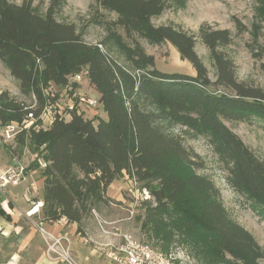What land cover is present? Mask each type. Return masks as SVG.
Segmentation results:
<instances>
[{"label":"trees","instance_id":"trees-1","mask_svg":"<svg viewBox=\"0 0 264 264\" xmlns=\"http://www.w3.org/2000/svg\"><path fill=\"white\" fill-rule=\"evenodd\" d=\"M96 1L116 15L99 43L84 40L83 26L56 19L66 0H48L43 13L34 10L32 0H0V61L19 91L32 98L27 104L0 91V126H20L14 148H4L20 156L29 144L43 158L42 219L64 217L79 232L91 209L107 201V186L126 174L149 192L137 220L147 241L160 250L181 246L197 264H264V245L225 208L212 178L198 173L202 157L167 128L174 123L204 136L231 186L250 205L264 207V160L225 124L264 122V88L237 80L233 60L219 49L231 42L230 31L206 22L195 32L151 22L188 0ZM256 1L264 7V0ZM233 19L237 32L247 30ZM137 36L155 45L170 43L195 74L156 69L154 56L145 53ZM197 38L212 57L214 81L195 51ZM114 47L125 64L112 55ZM82 68L106 119L86 118L73 107L68 118L55 114L47 127L37 128L49 84L64 87ZM26 120L32 122L24 128Z\"/></svg>","mask_w":264,"mask_h":264},{"label":"rangeland","instance_id":"rangeland-1","mask_svg":"<svg viewBox=\"0 0 264 264\" xmlns=\"http://www.w3.org/2000/svg\"><path fill=\"white\" fill-rule=\"evenodd\" d=\"M10 1L21 3L23 0ZM47 5L48 0H32V6L38 13H43ZM55 17L60 21L75 22L83 26L85 31L84 40L90 43H99L107 37L108 23L115 19L116 15L114 12H109L101 7L96 0H66V3ZM234 17L246 26V31L237 32ZM151 22L154 25L172 22L192 32H195L204 22L213 25L215 28L228 29L231 33V42L225 46H220L219 49L226 52L233 60L237 80L264 88V7L256 0H188L186 5L180 9H167L160 15L153 16ZM116 31L122 37L124 36L120 29L117 28ZM123 39L127 42L124 37ZM137 40L145 53L154 56V67L156 69L169 73L195 74L192 65L187 60L181 59L175 47L170 43L163 42L155 45L140 36H137ZM195 51L206 66L208 77L211 81H214L216 79V69L212 57L208 49L198 38L195 43ZM111 53L121 63H124V58L118 53L116 47L111 50ZM73 75L69 76V82L64 87L53 84H49L47 87L46 94L49 99L47 107L53 103L56 104L50 108L51 116L59 111L63 117L67 118L65 115L69 114L68 110L71 105L79 111L81 108H87L86 105L79 101L81 96H91V91H88V83L85 80L87 76L81 81L76 82L72 80ZM79 88L81 91L78 90ZM211 88L215 87L211 86ZM218 89L221 88L219 87ZM1 90L8 91L19 101L27 104L32 102L31 97H27L19 91L18 81L10 75L8 69L0 61ZM92 97L96 98L94 94ZM92 109L99 112L100 105ZM28 123L29 120H26V124ZM225 124L240 137L246 146L264 160L263 121L259 119L250 123L225 121ZM1 127L0 141L4 152L10 156L11 152L6 151L4 145H11L14 148V137H6ZM39 127H46L42 120L37 128ZM167 128L179 135L187 147H191L202 157L204 168L198 170V173L206 174L212 178L220 190L225 208L258 244L264 245V207L250 205V201L231 186L227 171L219 160L218 154L204 136L197 135L187 127L174 123H167ZM19 130L20 126L17 127L16 132ZM13 154L16 159L11 166L22 167L23 172L30 167V164H33L34 160L37 161V164L40 162V165H43V158L38 155V149L33 148L32 145L28 144L24 147L20 156H18L17 151H14ZM6 169L7 167L3 171ZM6 191H8L7 188H5ZM1 196L4 197L3 194ZM104 196L107 198V201L99 204L97 207H93L90 214L84 218L79 231L80 235L90 234L97 241H104L105 234L99 226V221L106 231L118 234L128 233L137 239L147 241L145 234L139 228L140 222L137 220L138 216L143 215L144 207L141 201L135 205L136 198L130 191L128 177L126 176V178L120 180L114 187L108 188V191L104 192ZM130 210L133 211L130 212ZM94 213H96L97 217H95ZM27 219L32 225L36 226L37 222L42 220L41 210L39 214H35V217ZM42 227L44 228L43 225ZM108 236L111 242H117L119 239L118 236H113L112 234ZM147 242L155 246L152 241L149 240ZM155 247L159 248L158 245ZM169 251L178 252L185 264H197L195 260L187 255L185 249L181 246L178 247L174 244L165 252Z\"/></svg>","mask_w":264,"mask_h":264},{"label":"crops","instance_id":"crops-1","mask_svg":"<svg viewBox=\"0 0 264 264\" xmlns=\"http://www.w3.org/2000/svg\"><path fill=\"white\" fill-rule=\"evenodd\" d=\"M85 80L88 83V91H91V93H87H90L91 96L94 94L98 98V94L90 87L87 77ZM78 90L81 91L80 88ZM76 111L82 113L86 118L98 116L106 119V113L101 106L99 112L88 107ZM65 116L68 118V114ZM15 159L16 157L9 156L4 152L0 141V171L13 165ZM41 168L40 162L38 166H30L23 172V179L20 182L6 185L5 188L8 190L6 199L0 195V264H103L106 258L99 243L109 241L110 237H104V241H97L94 236L85 234L93 241L83 243L79 239L80 232L77 231L76 224L67 222L64 217L55 221L45 220L43 226L46 232L55 237L67 235L71 239L69 248L71 263L58 257L54 252H51L50 255L46 254L43 235L27 219L35 217V214L30 212L32 202L40 201L42 203L43 177ZM124 178H126V174L113 180L105 191L114 187ZM8 185L10 186L8 187ZM19 193L21 194L18 195Z\"/></svg>","mask_w":264,"mask_h":264},{"label":"built area","instance_id":"built-area-1","mask_svg":"<svg viewBox=\"0 0 264 264\" xmlns=\"http://www.w3.org/2000/svg\"><path fill=\"white\" fill-rule=\"evenodd\" d=\"M101 47L100 44H98ZM102 48V47H101ZM85 76H87V69L82 68L78 73H75L72 76V80L79 82ZM79 101L86 105L89 108H95L99 105L98 98H94L92 96H81ZM56 104H51L48 107L46 106L41 115L40 119L43 121V124L46 127L52 122L54 115L51 116L50 108ZM74 106H70L69 109H72ZM60 116L62 115L59 111L56 113ZM31 120L29 123H25L22 127L26 128L31 124ZM19 125L15 122H11L2 126L6 137H14L17 133V127ZM44 166V162L43 165ZM23 179V168L22 167H8L3 172H0V195H4V199H6L5 187L7 184H17L20 180ZM128 181L130 182V191L135 195V205L138 202H142L145 199H149L150 195L146 189H140L135 177H128ZM42 207V203L40 201H33L31 205L30 212L34 214H39ZM133 210H130L132 212ZM95 217L96 213H94ZM99 226L101 227L102 232L105 234L104 237L108 238L110 234L113 236H118L117 242L105 241L99 243L100 249L105 254V262L103 264H185L184 260L181 259V256L178 252L169 251L164 252L159 248L153 246L147 241H142L133 237L128 233H116L109 232L103 229L102 224L98 221ZM42 220L38 221L36 227L43 234L44 240L46 243V254L50 255L51 252H54L58 255V257L66 260L71 263L69 257V248L71 239L67 235H63L60 237H55L50 233L46 232L42 227ZM80 241L83 243H88L89 241H93L91 238L82 234L79 236ZM107 248V249H106ZM72 264V263H71Z\"/></svg>","mask_w":264,"mask_h":264}]
</instances>
